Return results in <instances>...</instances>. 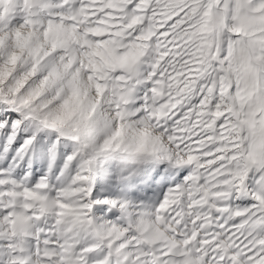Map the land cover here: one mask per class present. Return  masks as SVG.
<instances>
[{
  "label": "snow or ice",
  "instance_id": "1",
  "mask_svg": "<svg viewBox=\"0 0 264 264\" xmlns=\"http://www.w3.org/2000/svg\"><path fill=\"white\" fill-rule=\"evenodd\" d=\"M0 264H264V0H0Z\"/></svg>",
  "mask_w": 264,
  "mask_h": 264
}]
</instances>
